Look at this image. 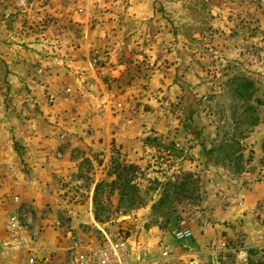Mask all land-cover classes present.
<instances>
[{
    "label": "rangeland",
    "instance_id": "rangeland-1",
    "mask_svg": "<svg viewBox=\"0 0 264 264\" xmlns=\"http://www.w3.org/2000/svg\"><path fill=\"white\" fill-rule=\"evenodd\" d=\"M1 29L3 41L33 36L44 55L64 59L62 51L81 49L98 72L107 65L113 77L102 76L103 90L88 81L83 87L126 141L74 152L81 170L62 183L60 195L68 205L89 202L76 215L84 222L74 225L68 209L48 204L38 212L23 204L33 228L43 236L56 227L61 240L67 227L91 240L97 227L124 233L136 250L133 264H191L177 254L191 251L212 263L223 260V244L229 251L239 241L249 264H264V200L246 209L243 198L264 179V0H0ZM76 29L95 32L93 40L84 35V43L76 42ZM1 69L0 88L8 95ZM73 93L65 87L63 97ZM18 94L27 117L29 103ZM47 101L57 103L52 95ZM56 121L64 128L88 124L72 104ZM6 208L0 196L5 233L18 209ZM228 213L232 220H224ZM182 228L192 230L196 245L187 252L169 244L180 247L174 233ZM165 252L176 257L162 260Z\"/></svg>",
    "mask_w": 264,
    "mask_h": 264
},
{
    "label": "crops",
    "instance_id": "crops-1",
    "mask_svg": "<svg viewBox=\"0 0 264 264\" xmlns=\"http://www.w3.org/2000/svg\"><path fill=\"white\" fill-rule=\"evenodd\" d=\"M2 32L1 29L0 39ZM94 33L91 31L87 33L85 29H76L74 32L78 37L76 42L84 43V35H88L93 40ZM32 38L33 36L29 37L25 34L17 41L0 40V80L3 66L4 79L6 78L12 88L8 95H4L0 88V196L6 200L7 210H14L23 204H29L38 212L48 204L59 211L68 209L69 214L74 216L73 224L78 225L84 222L85 218L79 219L76 215L89 210V202L85 208L68 205L60 195L62 183L69 178L72 179L81 170L79 161L74 160V152L89 150V147L97 148L102 145L105 147L114 138L120 144L126 143L123 134L117 132L114 135L115 128L106 108H103L100 101L95 102L96 95L93 96L94 103L88 100L87 97L90 95L83 87L88 81L95 85L97 91L99 88L103 90L106 86L102 76L111 77L110 73L113 71L107 65L101 73L95 70L89 60V54L83 53L81 49L75 51L71 48L70 53L62 51L64 59L55 55H44V46ZM104 82H108V79H104ZM68 86L75 91L70 99L63 97V91ZM18 93H24L29 103V108L25 106L27 107L25 114L29 115L27 117L23 116L20 110L22 102L16 99ZM51 95L57 99L54 106L49 105L47 101V96ZM8 98L13 104L10 105V102L5 101ZM71 104L81 108L82 114L88 118L87 125L64 128L57 123L56 118L59 113L69 108ZM89 105L93 108L87 109ZM86 128L91 136L88 132L87 134L84 132ZM64 129L73 134H65ZM59 151H61V159L57 157ZM243 198L246 209H252L259 201L264 200V179L260 183L250 184L243 193ZM3 210L0 209L2 216L0 217V263L7 259L2 245L9 241L4 228ZM55 216L56 214L53 217ZM90 217L94 220L93 213ZM223 218L232 220L234 215L228 213ZM54 220L51 223L55 226L56 220ZM220 227L231 233L225 226ZM56 229V227L48 228L30 250L40 257L62 256L66 240H61V233ZM216 238H219V234ZM193 242L190 240L188 246L196 248ZM169 244L174 250L175 247L182 250L181 246L177 244L175 246L173 241ZM27 252L28 249H24L16 256L21 258L27 255ZM177 254L184 262L192 258L193 262L189 261L191 264L211 263L209 257L203 253L191 251L187 254Z\"/></svg>",
    "mask_w": 264,
    "mask_h": 264
},
{
    "label": "built area",
    "instance_id": "built-area-1",
    "mask_svg": "<svg viewBox=\"0 0 264 264\" xmlns=\"http://www.w3.org/2000/svg\"><path fill=\"white\" fill-rule=\"evenodd\" d=\"M32 226L34 225L31 213L22 207L7 217L6 232L14 243L5 245L7 259L2 264H133L136 261V250L124 233L104 231L101 227L95 229L92 240L85 236L86 232H79L77 227H67L63 258L59 259L56 255L40 257L30 250V247H34L41 239L43 230ZM174 238L180 244L182 251L187 252L188 242L192 240L193 232L189 228L178 229L174 233ZM242 244L243 241H239L235 248L229 251L226 249L227 245L223 244L219 255L218 252L211 254L218 255V257L224 256L223 260H216L210 264H249V251ZM23 248L28 249V254L17 258L16 251ZM174 257L176 256L172 253L165 252L162 260L170 261ZM228 257L231 261L227 262Z\"/></svg>",
    "mask_w": 264,
    "mask_h": 264
},
{
    "label": "trees",
    "instance_id": "trees-1",
    "mask_svg": "<svg viewBox=\"0 0 264 264\" xmlns=\"http://www.w3.org/2000/svg\"><path fill=\"white\" fill-rule=\"evenodd\" d=\"M236 145H238V143H235ZM96 204V203H95Z\"/></svg>",
    "mask_w": 264,
    "mask_h": 264
}]
</instances>
